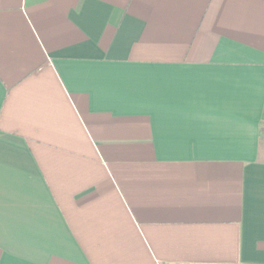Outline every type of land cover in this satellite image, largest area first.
Masks as SVG:
<instances>
[{"label":"crops","instance_id":"crops-1","mask_svg":"<svg viewBox=\"0 0 264 264\" xmlns=\"http://www.w3.org/2000/svg\"><path fill=\"white\" fill-rule=\"evenodd\" d=\"M264 0H0V264H264Z\"/></svg>","mask_w":264,"mask_h":264},{"label":"trees","instance_id":"trees-1","mask_svg":"<svg viewBox=\"0 0 264 264\" xmlns=\"http://www.w3.org/2000/svg\"><path fill=\"white\" fill-rule=\"evenodd\" d=\"M260 133H261V137H264V122L261 123L260 125Z\"/></svg>","mask_w":264,"mask_h":264}]
</instances>
